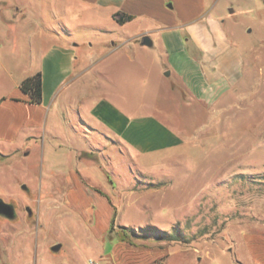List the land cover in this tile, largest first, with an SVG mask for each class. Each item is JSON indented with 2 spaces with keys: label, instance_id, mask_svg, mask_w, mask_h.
<instances>
[{
  "label": "rangeland",
  "instance_id": "obj_1",
  "mask_svg": "<svg viewBox=\"0 0 264 264\" xmlns=\"http://www.w3.org/2000/svg\"><path fill=\"white\" fill-rule=\"evenodd\" d=\"M207 5L224 20L229 45L246 62L242 82L222 84L209 100L196 99L166 68L157 35L153 46L116 47L107 16L93 14L89 25L77 11L72 20L63 15L59 25L51 22L56 16L46 2L39 13L49 26L35 23L33 9L20 22L0 13V106L40 71L33 32L48 27L72 47L76 70L91 65V55L109 61L107 72L88 69L81 78L97 91L108 88L125 123L140 125L139 132L116 137L87 102L78 115L92 127L81 136L73 129L81 125L65 121L73 113L53 101L40 127L24 128L14 140L1 138L0 197L14 205L16 218L0 215V264H260V258L264 264V251L257 249L253 258L247 245L253 236L264 240V1ZM122 51L127 54L113 60ZM64 82L63 93L80 89L74 79ZM45 125L60 137H51ZM26 134L33 137L25 142ZM75 147L88 154L68 160ZM47 159L62 163L54 177L59 183L50 189L47 175L56 171ZM70 170L82 175L90 196L82 210L63 197L73 186L65 177ZM102 199L109 223L96 235ZM56 243L61 248L54 252Z\"/></svg>",
  "mask_w": 264,
  "mask_h": 264
},
{
  "label": "crops",
  "instance_id": "obj_2",
  "mask_svg": "<svg viewBox=\"0 0 264 264\" xmlns=\"http://www.w3.org/2000/svg\"><path fill=\"white\" fill-rule=\"evenodd\" d=\"M169 1L172 6L168 4ZM41 2H46L54 12L56 18L51 22L56 21L59 25L65 20L63 15H68V19L72 20L77 11L89 25H92L93 14L107 16L112 22L113 31L116 32L115 41H118L116 47L133 45L134 42L139 46H153L155 41L152 35H157L161 48L160 53L166 57V68L170 73H175L186 89L198 100L213 99L215 92L221 88L222 84L242 82L239 74L244 73L243 67L246 66V62L243 56L229 45L224 30V20L209 8L207 0H0V13L5 11L9 21L20 22L23 12L28 8L33 9L37 11L35 23L39 26H49L50 24L44 23L39 13ZM116 13L119 14L114 16ZM120 15L123 17L130 15L132 18L119 22L117 18ZM49 30L50 28L47 27V31L46 28H39L33 32L35 39L32 53L33 55L37 53L41 59L39 69L42 80L41 102L28 103V96L18 86L12 96L14 100L5 101L0 106V139L14 140L24 128L40 127L44 120L45 107L53 101L65 105L68 111L73 113L65 121L72 127L76 124L81 125V129L73 128L81 136L86 132L87 127H92L90 121L82 120L78 115L79 108L87 102L91 103L89 112L93 113L94 118L116 137L123 135L125 131H130L132 134L139 132V124L125 123L124 116L117 109L118 102L109 97L108 88L97 91L92 83L81 78V75L88 69L107 72L109 61H104L105 57L101 54L91 55V65L76 70L72 47L66 43V40L62 41L61 37L48 34ZM144 37H148L150 45L143 44ZM50 41H52V46L45 48V43ZM115 41H113L114 44ZM115 52L114 50L113 53ZM125 54L127 51L118 52L113 60ZM66 79H74V83H79L80 89L63 93L62 90L69 85L62 88ZM76 98L78 99L77 104L74 103ZM50 125H45L44 130L51 137L59 138L60 134L55 131L54 126ZM32 137L26 134L24 141ZM65 139L71 142L69 137ZM86 154H88L86 149L75 147L67 153L66 158L77 160ZM47 162L49 169L54 168L56 171L52 174L51 170V173L47 175L49 180L47 185L50 189L53 184L59 183L54 177L56 173L61 174L59 166L62 163L60 161L52 163L48 159ZM65 177L72 181L73 186L63 193V197L68 198L67 202L71 209L82 210V207L90 204L88 191L82 185V175L78 174L77 170H70ZM107 206L106 201L102 199L95 211L93 231L96 235L108 227ZM38 218L42 219L43 216L38 213ZM247 245L254 249L253 258H258L255 255L257 249L264 251V240L260 237L253 236L248 239ZM260 259L257 261L262 264L263 261Z\"/></svg>",
  "mask_w": 264,
  "mask_h": 264
},
{
  "label": "trees",
  "instance_id": "obj_3",
  "mask_svg": "<svg viewBox=\"0 0 264 264\" xmlns=\"http://www.w3.org/2000/svg\"><path fill=\"white\" fill-rule=\"evenodd\" d=\"M119 13L114 14L117 16ZM132 16L130 15H120L117 20L119 22H123L125 20L131 19ZM20 90L28 96V103L37 104L41 102L42 96V80H41V73L36 72L25 79H23L19 85ZM114 219H112L111 224H113Z\"/></svg>",
  "mask_w": 264,
  "mask_h": 264
},
{
  "label": "water",
  "instance_id": "obj_4",
  "mask_svg": "<svg viewBox=\"0 0 264 264\" xmlns=\"http://www.w3.org/2000/svg\"><path fill=\"white\" fill-rule=\"evenodd\" d=\"M143 44L146 45L151 44L150 40H148V37L143 38ZM166 74H169V72H167ZM22 189H24L25 191L28 190V188L25 185H22ZM26 210L29 213H31V209L29 207H27ZM0 215L10 220L16 218V210L14 205L12 203H8L4 201L1 197H0ZM60 248H61V243H56L51 246V250L54 252L58 251Z\"/></svg>",
  "mask_w": 264,
  "mask_h": 264
},
{
  "label": "flooded vegetation",
  "instance_id": "obj_5",
  "mask_svg": "<svg viewBox=\"0 0 264 264\" xmlns=\"http://www.w3.org/2000/svg\"><path fill=\"white\" fill-rule=\"evenodd\" d=\"M264 1V0H263ZM27 192H28V190H27ZM29 213V212H28Z\"/></svg>",
  "mask_w": 264,
  "mask_h": 264
}]
</instances>
